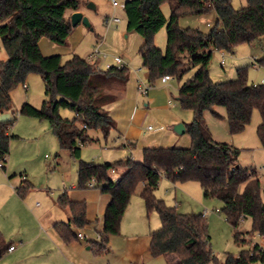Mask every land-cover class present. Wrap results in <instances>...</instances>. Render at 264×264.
Masks as SVG:
<instances>
[{
  "label": "trees",
  "instance_id": "16d2710c",
  "mask_svg": "<svg viewBox=\"0 0 264 264\" xmlns=\"http://www.w3.org/2000/svg\"><path fill=\"white\" fill-rule=\"evenodd\" d=\"M168 3L170 14L164 15L163 3ZM79 9V0H0V40L7 58L0 60V111L11 106V92L25 84L28 74L38 73L44 84V99L40 107L23 102L19 113L48 120L58 146L80 158L81 146L91 140L88 131L100 130L104 135L115 127L108 105L114 96L106 90L113 84H124L128 79L125 65L97 69L77 54L65 62L60 54L44 55L38 41L47 37L57 44H65L73 30L67 11ZM214 11L215 25L202 32L197 28L178 25L183 14H202ZM126 30L143 38L138 52L142 65L148 71V80L166 75L181 79L189 67L193 74L178 88V101L193 113L185 124L190 135L188 147H144L140 161L94 163L80 161L78 186L85 188L94 179L93 187L110 196L104 212L103 227L98 239L90 246L97 253L109 250L110 236L119 234L120 223L131 197L140 186L147 214L155 211L160 227L149 233L152 256H177L183 264H260L264 262V246L254 244L242 248L237 255L227 253L220 261L212 250L206 218L202 213H181L154 194L161 177L172 182L195 180L200 183L203 198H216L220 211L233 229V240L243 246L251 233L239 229V218H251L253 229L264 239V184L257 171L237 162V148L230 143L213 140L206 125L204 113L225 109L229 130L241 132L250 122L254 109L260 114L257 136L264 146V84H248L247 69L238 68L236 77L213 82L209 77V62L214 50L232 52L243 42L252 43L264 37V0H246L235 8L232 0H125ZM165 26L166 47L154 44V35ZM186 57L188 68L183 69L181 56ZM264 65V57L257 61ZM74 111L73 119L59 115V108ZM15 116L0 120V162H5L13 134L10 128ZM124 172L114 181L111 170L118 167ZM244 185L242 191L239 190ZM32 188L26 182L16 191L24 196ZM56 204L68 213L67 221L55 222L53 227L64 242L77 238L73 228H83L90 221L84 201H74L64 191ZM249 235V238L246 236ZM0 235V258L12 243Z\"/></svg>",
  "mask_w": 264,
  "mask_h": 264
},
{
  "label": "rangeland",
  "instance_id": "374dc122",
  "mask_svg": "<svg viewBox=\"0 0 264 264\" xmlns=\"http://www.w3.org/2000/svg\"><path fill=\"white\" fill-rule=\"evenodd\" d=\"M232 3L236 6L245 5L246 0H232ZM79 7L87 16L90 27L78 23L67 38V45L57 44L47 37H41L39 39L41 52L44 55L61 53V61L65 62L72 56L68 49L74 47L73 52L86 58L95 47H98L100 51L98 65L104 67L106 62L113 64V59L120 57L128 69V79L124 87L117 88L114 100L107 108L115 121V127L107 135L97 129L89 130L88 135L91 140L81 146L79 159L72 157L68 150L58 146L48 120L19 113L25 101L34 107L41 106L45 95L40 75L34 72L28 74L25 80L27 89L20 84L12 90L11 106L0 115V119L3 115L16 118L10 128V133L14 136L10 142L8 158L2 162L5 169L0 167V231L4 232L6 242L13 240L11 243L14 247L19 246L14 240L16 236L20 235L25 240L35 232L42 231L44 237L47 234L48 222L66 220V212L54 204L63 191H67L72 198H85L87 203L91 202L92 198L94 202H99L101 197L106 196L100 193L99 188L91 187L89 182L85 188L78 186L77 171L80 161L112 163L118 160L125 161L129 157L140 161L144 147H188L191 144L190 135L186 131L176 132L174 126L178 123L187 124L192 119V111L182 107L177 97L180 84L193 74L195 68L189 67L181 79L173 77L165 81L159 78L150 82L148 71L142 65L138 52L143 41L142 36L137 32L126 30L124 17L117 25L105 22L104 17L112 14L111 0H81ZM161 9L168 17L169 4L163 3ZM215 21V12L209 11L202 14H183L179 17L178 25L182 28H197L206 33L215 25ZM154 44L165 50V26L155 33ZM263 57L264 37L252 43H239L232 52L214 50L208 66L209 77L213 82L232 80L236 77L237 69L245 67L248 84H264V65L257 62ZM6 58L0 40V60ZM181 60L184 63L183 69L188 68L184 55L181 56ZM140 83L143 88L150 84L152 87H149L146 94H140L138 92ZM215 111L218 115L211 111L204 113L213 140L230 143L236 147L238 164L255 169L264 184V146L256 133L260 123L259 111L254 109L250 122L236 134H232L229 130L224 107L217 106ZM59 115L65 119H73L75 114L69 108L60 107ZM148 126L151 128L148 129ZM123 170L120 166L111 170L110 178H117ZM22 176L33 185L24 196L16 192V188L23 182ZM170 185L167 179L161 177L154 194L164 199L166 204L174 206L171 192L167 191ZM243 188L242 184L239 190L242 191ZM139 189L140 186L131 194L122 216L120 232L110 239L109 252L97 254L93 250L86 249L89 240L95 239L93 228L74 227L76 234L84 233L86 238L64 242L52 227L53 233L66 245L64 255L70 264H79L78 258L88 259L87 262L92 264L154 263L157 257L151 255L149 231L160 227V219L155 211L147 214ZM37 202L39 205H36ZM221 205L220 200L216 198L205 199L199 212H202L204 217L211 216L210 219H206L211 247L218 259L223 261L227 253L237 255L242 248L260 244L262 239L253 229L251 218H246L239 225V229L251 233L250 241L243 246L237 245L233 240V229L220 211ZM204 206L209 210L208 215L202 211ZM45 210L48 216L40 218L39 213ZM246 237L249 238V235ZM136 250L145 253L143 258L141 255L137 256ZM29 252H33L31 246L26 251ZM53 253L44 256L41 259L42 263L39 264H68ZM6 256L3 255L0 262ZM174 257L177 256L173 255L172 258ZM28 261H33V258L27 257L25 264Z\"/></svg>",
  "mask_w": 264,
  "mask_h": 264
},
{
  "label": "crops",
  "instance_id": "0c3cea01",
  "mask_svg": "<svg viewBox=\"0 0 264 264\" xmlns=\"http://www.w3.org/2000/svg\"><path fill=\"white\" fill-rule=\"evenodd\" d=\"M124 1L125 0L120 1L119 3L124 4ZM80 3H81V0H79V5H80ZM90 5L91 4H89V6ZM232 5L235 8H239L240 6H242V5L236 6L233 3H232ZM92 7H94V5ZM112 8H113L112 14L110 16H105L104 17L105 19H107L113 15H117V16H120L121 18L122 17L125 18L124 7L112 6ZM78 10H80L83 13V15H85L84 11L80 7ZM71 12H69V16H70ZM73 27H75V26H73ZM38 44H39V48L41 49L40 41ZM65 44L67 45V41ZM73 49H74V47L71 49H68L72 55L76 54L75 52H73ZM57 54L61 55V53H57ZM147 76H148V73H147ZM167 81H169V80H167ZM140 84H138V86ZM123 85L124 84H120V83L113 84L106 91L114 96V93L117 90V88H120L121 86L124 87ZM149 86L152 87L151 84ZM5 111H7V110L0 111V115H2L3 112H5ZM2 117L3 118L0 120H6V119L12 118V117L9 118V116L5 117L4 115ZM15 120H14V122H15ZM184 126H185V124H184ZM10 142H11V140H10ZM9 150H10V144H9ZM7 158H8V155H7ZM2 168L5 169V166L3 165ZM123 172H124V170H123ZM123 172H122V174H123ZM5 174H7V172H5ZM23 178L24 177L22 176V181L23 182L25 181V182L24 183L22 182V184H25L26 182H28L27 180H24ZM118 178H119V176L113 180L116 181ZM162 178H165V177H162ZM165 179H167V178H165ZM168 181L171 183V185H170V189L168 188L167 191L171 192L172 202L174 204L173 207H175L177 211H179L181 213H202L199 211L201 208L200 206H202V203L205 200V198H203L202 188H201V185L199 182H197L195 180H188V181H183V182H172L170 180H168ZM32 188H33V185H32ZM94 188H97V187H94ZM99 191L101 194L106 195V196L101 197V201H99V202H94V199L92 198L91 202H89V203H87L85 198H72L67 194L69 196V198L74 200V201H84L85 202V204H86V216H87V219L90 221V223L87 224L86 227L93 228V230L95 232V239L94 240L98 239V231L101 230L103 227L104 212H105V209H106V207L110 201V196L107 193L102 192L100 190V188H99ZM65 192L67 193V191H65ZM179 197H180V199H179ZM54 204H56L55 201H54ZM36 205H39V203L37 202ZM167 205H169V204H167ZM56 206L58 208H60L57 204H56ZM169 206H171V205H169ZM60 209H62V208H60ZM62 210L64 212H66L64 209H62ZM202 211H204L207 215L209 213V210L205 206L202 209ZM45 216H48V213L46 212V210L44 212L39 213L40 218L41 217L43 218ZM210 217L211 216H208V217H206V219L207 218L210 219ZM67 219H68V213L66 212V220L65 221H67ZM51 221H53V222H48L46 224L47 234L44 235V237H43L42 231L35 232L30 238H27L25 240L22 239V236H20V235L16 236L14 238V240L18 243L19 246L14 247V249L11 251L6 250L4 255H7V256L5 257V259H3L0 262V264H17V263L18 264L19 263L25 264V259L29 256H31L33 258V261H28L27 264H39V263H42L41 259L44 256H46L47 254H49L50 252L51 253L54 252L53 253L54 255L58 256L64 262H67L68 264H70L69 261L66 260L65 255H64L65 250H66L65 249L66 245L61 243V241H60L61 239H59L55 235V233H53V230H52V227H53L55 222L64 221V220H51ZM121 221H122V219H121ZM99 222H100V224H99ZM150 231H149V233H150ZM3 233H4L3 231L2 232L0 231V235L2 236V238L6 242L5 235ZM82 234H83V237L77 236L76 239H79V240L85 239L86 235L84 233H82ZM116 235H118V234H116ZM116 235L110 236V239ZM110 239H109V242H110ZM209 239H210V237H209ZM261 239H262V242L259 245H261L263 247L264 246V239L262 237H261ZM91 240L92 239H90L89 241H91ZM7 242H8L7 244H10L11 242H13V240L7 241ZM29 246H31V248L33 249V252L26 253ZM86 249L92 250L90 243L88 245H86ZM109 250H110V248H109ZM109 250H108V252H109ZM136 251H137V256L141 255V258H143V255H145V253L143 251L141 253H139V250H136ZM156 257H157V259H155L153 264H183L181 262V260L177 257L172 258V257H169L167 255H160V256H156ZM87 261H88V259L86 260L84 258H82V259L78 258L79 264H92V262H87ZM155 262H157V263H155ZM136 264H139V263H136Z\"/></svg>",
  "mask_w": 264,
  "mask_h": 264
},
{
  "label": "built area",
  "instance_id": "2783aa9c",
  "mask_svg": "<svg viewBox=\"0 0 264 264\" xmlns=\"http://www.w3.org/2000/svg\"><path fill=\"white\" fill-rule=\"evenodd\" d=\"M111 5H112V6H115V7H116V6L124 7V4L119 3L118 0H111ZM120 21H121V17H120V16H117V15H113V16H111V17L105 19V22H106L107 24H111V23H112V24H114V25H117ZM99 54H100V51L98 50V47H95V48L93 49V51H92V52L86 57V60L89 61L90 63L94 64L95 67H96L97 69H109V68H111V67H113V66L121 67V66L124 65V63H123V61H122V59H121L120 57H115V58L113 59V64H115V65L106 62V63L104 64V67H100V66L98 65ZM163 79H164L165 81H167V80L172 79V77L169 76V75H166V76L163 77ZM23 87H24V88H27V86H26L25 84H23ZM149 87H150V86L143 88V86L140 84V85L138 86V92H139L140 94H146V93L148 92V90H149ZM147 128L150 129L151 127L148 126ZM2 166H3V164H2V162H0V167H2ZM89 185H90L91 187H93V186L95 185V181H94V179H91V180L89 181ZM203 215H204V214H203ZM238 221H239V223H241V222L243 221V216H242V215L240 216V218H239ZM77 236H78V237H83V234H82L81 232H77ZM13 249H14V246H13V245H10V246L8 247L7 250H8V251H11V250H13Z\"/></svg>",
  "mask_w": 264,
  "mask_h": 264
},
{
  "label": "water",
  "instance_id": "95a60500",
  "mask_svg": "<svg viewBox=\"0 0 264 264\" xmlns=\"http://www.w3.org/2000/svg\"><path fill=\"white\" fill-rule=\"evenodd\" d=\"M69 18H70V23L72 26H76L78 23L81 22L85 26L90 27V22H89L87 16L83 15V13L80 10H76V11L71 12ZM174 130L178 133H182L185 131V126L183 123H178L174 126ZM263 208H264V204H263Z\"/></svg>",
  "mask_w": 264,
  "mask_h": 264
}]
</instances>
